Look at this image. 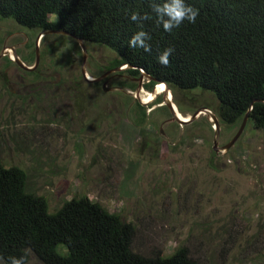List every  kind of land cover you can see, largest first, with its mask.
Segmentation results:
<instances>
[{
	"label": "rangeland",
	"instance_id": "374dc122",
	"mask_svg": "<svg viewBox=\"0 0 264 264\" xmlns=\"http://www.w3.org/2000/svg\"><path fill=\"white\" fill-rule=\"evenodd\" d=\"M40 33L0 18V54L7 49L10 59L14 49L33 67L39 52L33 71L14 62L5 68L0 59V163L26 173L27 192L43 196L50 214L87 196L122 215L136 229L133 251L146 257L186 247L197 264H264V130L247 122L233 147L215 151L207 115L185 126L167 122L165 90L144 103L149 79L141 83L126 66L115 71V52L85 43L88 77L107 74L88 82L79 42ZM176 100L185 111L217 114L209 92L177 93ZM136 103L146 108V125L138 123L140 112H131ZM241 124L221 126L218 146ZM27 264L39 261L30 254Z\"/></svg>",
	"mask_w": 264,
	"mask_h": 264
},
{
	"label": "trees",
	"instance_id": "16d2710c",
	"mask_svg": "<svg viewBox=\"0 0 264 264\" xmlns=\"http://www.w3.org/2000/svg\"><path fill=\"white\" fill-rule=\"evenodd\" d=\"M153 2L165 0H0V18L30 30L64 31L112 50L119 57L114 66L131 65L136 69L127 70L130 76L138 77L142 69L153 78L147 91L167 84L183 115L192 112L181 107L177 93L200 90L215 97L221 126L234 127L248 115L253 129L264 130V0H185L199 10L196 22L185 20L171 32L157 25ZM136 12L148 19L132 21ZM141 30L151 37L150 50L130 47ZM169 48L165 67L158 57ZM5 63V68L14 64L6 57ZM127 85L134 90L135 84ZM134 111L140 112L138 123L146 125V108L136 103ZM26 183L22 169L0 163L2 264H11V258H25L27 264L30 254L39 264H197L186 247L168 257L134 252V225L87 196L74 197L50 214L47 200L27 192Z\"/></svg>",
	"mask_w": 264,
	"mask_h": 264
},
{
	"label": "water",
	"instance_id": "95a60500",
	"mask_svg": "<svg viewBox=\"0 0 264 264\" xmlns=\"http://www.w3.org/2000/svg\"><path fill=\"white\" fill-rule=\"evenodd\" d=\"M47 34H62V35H66V36H70L72 37L73 39H75L77 42H79L80 44V47L83 51V66H82V75L83 77H85V80L88 81V82H100L102 80L105 79V77L107 76L106 75H103L99 78H94L92 80H90V78L88 77V74L86 72V69H85V65H86V62H87V55H88V52H87V48H86V45H85V41L82 40V39H79V38H76L74 36H72L71 34L67 33V32H64V31H58V30H51V31H43L39 34V38H43L45 37ZM14 51V57H10V60L14 63H16L20 68L26 70V71H33L39 64V52H38V49H37V57H36V62H35V65L33 67H29L27 66L19 57V55L17 54V52L13 49ZM8 56V54L6 53V49H4V51L0 54V59L2 60L3 57H6ZM123 66H126V68L128 69H136L135 67H132L131 65H123ZM122 70L121 67H118L115 69V71H120ZM141 74H140V82L142 83L143 82V79L146 77L147 79H149V81H152L153 78L150 77L147 73H145L142 69H141ZM159 84H165V83H158L157 85ZM157 85H155L153 91L151 93H155L156 91V87ZM168 91L171 92V90L169 89V87L167 86V84H165ZM141 92V85L139 86V89L137 90V93H136V98H138L140 96V93ZM132 94V93H131ZM171 95H172V98H173V94L171 92ZM163 105L166 106L170 113H171V118L167 121V122H176L177 124H179L180 126H185V125H189L191 123H193L195 120H197L201 115H210V121L212 123H214L215 127H214V131H215V140H214V149L215 151H218V150H225V151H228L231 147H233L235 145V143L237 142V140L240 138V136L242 135L244 129H245V126L247 124V121H248V115L245 116L238 132L236 133V135L233 137V139L228 143L226 144L225 146L223 147H219L218 144H219V140H220V131H221V125H220V122H219V118L217 116V114L213 113L211 110H209L208 108H199L197 109L192 115H189V116H186V115H182L181 113L177 114V112L174 110V104L171 102V99L169 102L166 101V99L164 98L163 100ZM179 116H181L179 118Z\"/></svg>",
	"mask_w": 264,
	"mask_h": 264
},
{
	"label": "clouds",
	"instance_id": "9594fccd",
	"mask_svg": "<svg viewBox=\"0 0 264 264\" xmlns=\"http://www.w3.org/2000/svg\"><path fill=\"white\" fill-rule=\"evenodd\" d=\"M152 11L157 18V25H162L163 29L171 32L173 28H178L185 20L195 23L199 15V10L185 4V0H165L163 4L152 3ZM148 19V16L141 15L136 12L131 15V20L139 23L140 21ZM151 37L143 30L137 32L131 39L130 47H140L145 50H150V46L146 43ZM173 49L165 50L163 54L158 57V62L162 66H169V56ZM11 264H26L25 258H11Z\"/></svg>",
	"mask_w": 264,
	"mask_h": 264
},
{
	"label": "bare ground",
	"instance_id": "6f19581e",
	"mask_svg": "<svg viewBox=\"0 0 264 264\" xmlns=\"http://www.w3.org/2000/svg\"><path fill=\"white\" fill-rule=\"evenodd\" d=\"M12 51V57H14V51H13V49L11 50ZM10 52V51H9ZM9 52L7 51V49H6V53L9 55ZM90 80H92V79H90ZM159 90H165V92L167 93V99H166V101L167 102H169L170 101V99H171V102H172V95H171V92L170 91H168V89H167V87H166V85H164V84H159V85H157V87H156V91H155V93L153 94V93H151L150 95H148V97L150 98V100L152 101L153 99H155V95H158L159 94ZM141 93H143L144 94V96H142L141 97V99H143L144 101V103H149V102H146L147 101V99H149V98H146V95H145V92H141ZM173 103V102H172ZM174 104V103H173ZM174 110L177 112V114H179V111H178V109H177V107H176V105L174 104ZM209 118L211 117L210 115H207ZM181 116H179V118H180Z\"/></svg>",
	"mask_w": 264,
	"mask_h": 264
},
{
	"label": "flooded vegetation",
	"instance_id": "af4514ba",
	"mask_svg": "<svg viewBox=\"0 0 264 264\" xmlns=\"http://www.w3.org/2000/svg\"><path fill=\"white\" fill-rule=\"evenodd\" d=\"M27 74H28V72H26ZM29 74H30V72H29ZM146 95V94H145ZM146 98H149L147 95H146Z\"/></svg>",
	"mask_w": 264,
	"mask_h": 264
}]
</instances>
